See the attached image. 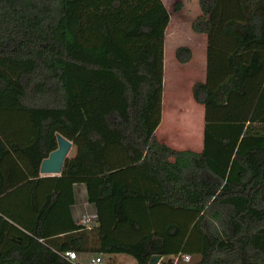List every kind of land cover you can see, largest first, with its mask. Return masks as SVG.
Returning <instances> with one entry per match:
<instances>
[{
  "label": "trees",
  "instance_id": "obj_1",
  "mask_svg": "<svg viewBox=\"0 0 264 264\" xmlns=\"http://www.w3.org/2000/svg\"><path fill=\"white\" fill-rule=\"evenodd\" d=\"M194 33L207 37V79L193 85L204 107L203 149L175 150L156 136L164 86L152 43L169 14L149 19L135 0H0V111L25 115L35 128L26 146L0 136V197L31 180L33 225L25 231L0 214V264H76L125 254L137 264L154 256L173 264L166 239L145 234L106 245L91 222L47 238L45 222L60 190L36 203L40 166L58 148L57 134L83 139L69 174L99 177L98 200L112 217L141 231L124 201L197 213L201 251L178 264H264V0H198ZM180 64L193 52L179 47ZM15 132L19 125L16 124ZM18 134V133H16ZM117 148V149H116ZM119 150L159 192L116 185L108 152ZM16 156L23 161V166ZM125 157V158H124ZM168 236L178 225L166 227Z\"/></svg>",
  "mask_w": 264,
  "mask_h": 264
},
{
  "label": "rangeland",
  "instance_id": "obj_2",
  "mask_svg": "<svg viewBox=\"0 0 264 264\" xmlns=\"http://www.w3.org/2000/svg\"><path fill=\"white\" fill-rule=\"evenodd\" d=\"M135 1L144 10L146 16L149 19H155L162 13L169 14L168 25L158 33L156 40L152 43V49L155 51L158 57L159 69L161 71L162 77L165 75V72L168 76L166 81L163 77L164 86L161 90V107L159 110L149 114L152 118L159 121V127L155 132L156 136L159 141L167 144L169 147L175 150H192L200 152L203 149L204 109L201 106L196 105L192 98V84L198 80H187L185 77H182L185 78V80H181L180 77H176L173 80V77L177 75L170 77V75L175 71L178 72L179 76L180 74H191L193 71L191 64L180 65L175 63L174 53L179 47L190 48L193 52V57H195V61L202 62L201 58H203L205 51L206 36L196 34L192 29L193 22L201 14L198 0ZM200 62L199 64H201ZM182 71L184 72L182 73ZM173 86L178 89L176 93H173ZM7 114H11V116H0V127L2 129L4 128L5 130V138L8 144L12 143V141H17L20 136L25 138L30 134V132L32 134L35 131L34 126L25 115H18L14 119V113ZM16 124H18L20 128L18 132H15L13 128ZM11 128H13L12 132L8 133V130ZM82 151L83 139L79 137L72 142V149L65 160L62 171L63 173L60 175H51V177L48 178H52L53 181H64L63 179H66L69 174V167L81 157ZM119 154V150H115V156H113V150H110L107 154L108 159L110 163H112V166L115 170L113 172V178L116 182V185H118L119 179L122 176H130L133 183L138 184L139 181L135 176L137 171L134 167L129 166V161L126 159L123 160ZM87 193L89 194L88 197L90 198V202L92 204H99L101 205L102 209H107L109 207L108 205L110 201L97 200L95 195L96 184L93 182V180L88 187ZM138 202H140V200ZM134 209L138 208L134 207ZM139 211L140 210H136L135 212L138 213L137 215L141 217L143 222H145L146 219ZM102 213V222L100 225H103L108 232V239H104V241H102L103 244L105 242H112L114 240L131 242L136 239L137 236H135V234L137 233L130 231L129 226H127L129 231L113 230L112 224L108 222L110 218V212L105 213L104 210ZM191 215V217L186 216L185 226L182 228L185 234L184 240L186 243V249H184L185 251L182 254H188L192 257L194 256L193 251L196 249L199 242V237L194 227L197 213H191ZM167 217L173 221L172 219H177L178 216L169 214ZM50 223H52L51 220ZM165 224L166 227L169 225L168 223ZM159 225H161V223H159ZM147 230L148 229L144 228V231ZM156 230L161 232L163 231V228L158 227ZM173 252L177 253V250L171 251V253ZM117 255L118 254L112 252L109 254L104 253L103 255H97L93 257H100L102 260L101 264H137L136 261L128 255L120 254V256L116 258Z\"/></svg>",
  "mask_w": 264,
  "mask_h": 264
},
{
  "label": "crops",
  "instance_id": "obj_3",
  "mask_svg": "<svg viewBox=\"0 0 264 264\" xmlns=\"http://www.w3.org/2000/svg\"><path fill=\"white\" fill-rule=\"evenodd\" d=\"M176 51V50H175ZM174 60L176 64H180L175 57L174 53ZM201 61H195V57L191 59L189 63L186 64H180V65H190L193 69V74L184 75L180 74L178 75V72H173L171 76L177 75L173 77H180L181 80H198L195 82H205L207 79V37H206V45H205V51L203 58H201ZM199 62L201 64H199ZM201 65V66H200ZM179 71V70H178ZM184 71H182L183 73ZM197 72V74H196ZM199 75V76H197ZM197 76V77H195ZM164 80L166 81L168 76H163ZM185 77V78H182ZM199 77V78H198ZM193 82L192 86L195 84ZM174 91L173 93H176L178 89L173 86ZM193 98V96H192ZM194 100V99H193ZM195 102V101H194ZM196 103V102H195ZM196 105L201 106L203 109L204 107L202 105H199L196 103ZM7 113H14V112H6V111H0V116H11V114ZM14 116V114H13ZM13 128L8 130V133H11ZM0 136L6 141L5 138V130L0 127ZM35 136V131L29 135H27L25 138H22L21 136L16 141L18 144L22 146L29 145ZM7 143V141H6ZM8 144V143H7ZM9 145V144H8ZM17 161L23 166V161H20V159L16 156ZM136 170V169H135ZM136 177L139 181L138 184L133 183L130 176H122L119 179L118 185L121 184H127L132 187H136L141 189L143 192H159L160 191V185L156 180L149 179L142 175L138 170H136ZM63 173V172H62ZM51 175H41L39 177V182L36 188V203L38 207H41L47 195L49 193H52L55 190H60L59 200L58 203L53 208L52 212L48 216L46 222H45V229H46V236L47 238H53L57 236H62L65 234H68L70 232H73L79 227H85L91 222H102V212L105 210V213L110 212V218L109 221L112 224V229L115 231H129V228H127V223H118L115 221L112 217V201L109 202V207L107 209L101 207L99 204H92L90 201V198L88 197L89 194L87 193L88 187L91 184V181L95 182L96 184V198L98 200V186L101 183V178L99 177H79L75 175L68 174L66 179H63L64 181H53ZM127 180V181H126ZM53 181V182H52ZM115 181V180H114ZM116 183V182H115ZM60 185V186H58ZM31 187L32 182L31 180H28L15 189L9 191L8 193L4 194L0 197V214L4 216L7 220L10 222H13L16 226L19 228L29 231L33 225L34 219H35V213L32 210L31 207ZM140 200V202H138ZM125 203V209L127 212L129 218L137 219L141 224V231L135 232L136 239H134L131 242L136 241L140 236L145 234H157L160 236H163L166 239L168 251L171 253V251H175L171 253L173 256L178 255L179 253H183L186 249V243L184 240V231L182 228L185 226V218L186 216H192L190 211H184L181 209L174 210L170 209L167 206L160 205L155 206L153 208H149L146 205V201L144 199H127L124 201ZM140 205V207H139ZM134 207H137L138 209H134ZM133 208V209H132ZM140 210L146 219L145 222L139 217L135 211ZM138 212V211H137ZM145 214V215H144ZM177 215V219H168V215ZM197 217V215H196ZM184 219V220H181ZM50 220L52 223H50ZM85 221H87L88 224H85ZM107 221V220H106ZM162 221V222H159ZM182 222V223H181ZM146 223V227H145ZM161 223V225H159ZM176 224L178 225V234L176 236H168L166 234V224ZM104 228V226L102 225ZM161 227L163 228V231L158 232L156 228ZM194 227L196 229V225L194 224ZM144 228L148 229L147 231H144ZM130 231H132L130 229ZM105 232V239H108V232L104 228ZM134 232V231H133ZM197 232V230H196ZM199 237V242L197 244L196 249L193 251V255H199L201 251V236L197 232ZM111 242V241H110ZM105 242L104 245L110 243ZM112 242H122L114 240ZM170 249V250H169ZM176 253V254H175ZM120 254L116 256L118 258ZM115 258V256H114ZM92 260V259H91ZM90 260V261H91ZM116 260V259H115Z\"/></svg>",
  "mask_w": 264,
  "mask_h": 264
},
{
  "label": "water",
  "instance_id": "obj_4",
  "mask_svg": "<svg viewBox=\"0 0 264 264\" xmlns=\"http://www.w3.org/2000/svg\"><path fill=\"white\" fill-rule=\"evenodd\" d=\"M58 148L44 159L40 166L41 175H60L63 171L65 160L72 149V142L57 134ZM160 256H154L149 264H158Z\"/></svg>",
  "mask_w": 264,
  "mask_h": 264
},
{
  "label": "built area",
  "instance_id": "obj_5",
  "mask_svg": "<svg viewBox=\"0 0 264 264\" xmlns=\"http://www.w3.org/2000/svg\"><path fill=\"white\" fill-rule=\"evenodd\" d=\"M85 224H88L87 221H85ZM63 258H65L67 261L76 264L78 262V255L75 251H66L63 253ZM183 262H190L191 256L188 254H180L179 256H176L173 258V264H178L179 261ZM102 260L100 257L93 258L90 261V264H101ZM158 264H164L163 258H161L158 262Z\"/></svg>",
  "mask_w": 264,
  "mask_h": 264
}]
</instances>
